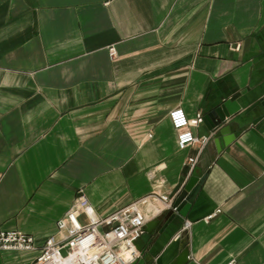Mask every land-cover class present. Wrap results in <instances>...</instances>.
I'll use <instances>...</instances> for the list:
<instances>
[{
  "label": "crops",
  "instance_id": "crops-1",
  "mask_svg": "<svg viewBox=\"0 0 264 264\" xmlns=\"http://www.w3.org/2000/svg\"><path fill=\"white\" fill-rule=\"evenodd\" d=\"M227 100L232 144L203 120L206 146L178 148L170 111ZM194 167V204L144 264H173L185 237L187 264H264V0H0V226L36 247L0 264H32L79 191L105 217L157 186L179 194Z\"/></svg>",
  "mask_w": 264,
  "mask_h": 264
},
{
  "label": "built area",
  "instance_id": "built-area-1",
  "mask_svg": "<svg viewBox=\"0 0 264 264\" xmlns=\"http://www.w3.org/2000/svg\"><path fill=\"white\" fill-rule=\"evenodd\" d=\"M109 53L114 60L116 48L111 47ZM169 119L177 134L178 148L185 150L193 144L204 147L210 141L211 137L199 138L193 131L203 123L201 114L190 119L183 108H176L170 111ZM78 194L70 210L57 222V233L49 237L32 264H135L141 258L135 243L144 234L148 218L167 210L177 211L173 205L178 194L163 193L160 186L154 188L150 195L105 217L96 213L83 191ZM215 215L205 220L209 222ZM192 225L186 221L176 240ZM35 249L31 235L4 230L0 226V251L32 252ZM228 264L239 263L231 260Z\"/></svg>",
  "mask_w": 264,
  "mask_h": 264
},
{
  "label": "water",
  "instance_id": "water-1",
  "mask_svg": "<svg viewBox=\"0 0 264 264\" xmlns=\"http://www.w3.org/2000/svg\"><path fill=\"white\" fill-rule=\"evenodd\" d=\"M240 111V107L236 102L230 100L222 102V104L214 111L208 113L204 118V122L207 125L209 131L214 132L216 143L221 146V149L232 144L236 139V132H231L232 125L228 123V120L234 119L235 115ZM207 174H200L199 168L194 167L190 178L180 190L174 201V207L177 211H169L167 219L163 223L162 221H155L150 225H147L144 230V234L137 239L136 248L141 252V258L137 261L140 264H144L143 257L149 251V246L154 241V234H163L169 224L179 215L185 217L188 210L194 204L196 197L199 194V190L204 184ZM188 238L185 237L181 241V254L173 264H187L190 258V249L188 247Z\"/></svg>",
  "mask_w": 264,
  "mask_h": 264
}]
</instances>
